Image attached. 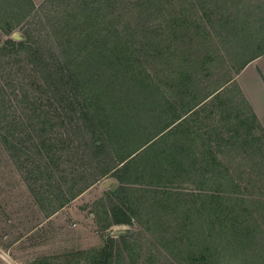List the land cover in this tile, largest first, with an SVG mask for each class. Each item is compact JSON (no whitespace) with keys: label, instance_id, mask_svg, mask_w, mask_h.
<instances>
[{"label":"trees","instance_id":"16d2710c","mask_svg":"<svg viewBox=\"0 0 264 264\" xmlns=\"http://www.w3.org/2000/svg\"><path fill=\"white\" fill-rule=\"evenodd\" d=\"M50 1L0 0V28L8 34L0 43V141L45 215L116 169L119 184L110 194L106 228L138 220L149 231L152 225L167 231L176 214L182 235L154 239L164 258L264 264V141L250 131L253 123L263 126L231 72L214 78L216 62L224 59L211 48L216 31L239 61L236 73L264 53L251 51L247 41L264 36V0H58L69 7L58 16L46 13L47 22L40 10ZM19 26L23 36L15 38L11 33ZM197 36L205 40L204 53ZM184 37L193 40L186 51ZM154 57L162 69L149 67ZM210 104L211 112L216 106L227 112L217 128L230 133L218 143L229 153L246 151L244 157L220 159L199 128L174 152L160 147ZM196 136L204 137L202 145ZM67 139L73 170L89 180L77 187L78 180L66 188L59 184L58 200L50 205L43 184L39 188L32 179L54 173L61 163L51 169L44 158L57 151L61 158ZM24 162L31 165L24 169ZM181 183L184 189L176 185ZM144 208L147 219L141 217ZM119 229L85 264H129L141 244L131 228Z\"/></svg>","mask_w":264,"mask_h":264},{"label":"rangeland","instance_id":"374dc122","mask_svg":"<svg viewBox=\"0 0 264 264\" xmlns=\"http://www.w3.org/2000/svg\"><path fill=\"white\" fill-rule=\"evenodd\" d=\"M41 3H43V1H39L38 5ZM66 4L67 3L64 2V4L60 5L58 0L44 3L40 10L42 20L47 21L46 13H49L50 17L53 15L58 16L63 9L69 7L66 6ZM194 17L200 19L199 17L202 18V13L199 12L197 14V12H194ZM48 26H50V24H48ZM262 28L260 32L261 30L264 32V25ZM212 29L213 28H211V31ZM15 32H18L21 36L20 38H22L23 28L20 26L15 28L11 35L13 36ZM213 34L215 41L214 44L211 45V48L212 46L213 48H217L218 53H221V55H223L222 59H224L221 63L216 62L214 67L216 68V74L214 78L224 77L231 72L235 82L239 83L241 86L240 82L245 81L248 76L247 73H242L243 70L236 73L239 61L235 63L232 60V56L228 52L229 50L226 49L227 46L223 43L221 37L217 35L216 31H214ZM7 37L8 34L0 30V43ZM253 40L254 39L251 38L250 42V39L247 38V41H249L248 44L251 47L253 45L252 48L250 47L251 51L254 52L256 50L255 53L262 51L264 49V36L256 40V42ZM192 41L193 40L184 37V42L181 45L183 46L182 49L186 51L184 45L191 46L193 45ZM196 42L198 52L204 53L206 48V45H204L205 40L197 36ZM250 48L245 50L246 54L249 52ZM182 60H186V57L183 56L180 61ZM150 62H153V64H150ZM150 62L149 67H152L154 71H157L158 68L162 69L163 62L158 63L155 57L154 61L150 60ZM256 92L260 94L259 87H257ZM212 109L213 104H210L198 114L192 115L191 122L185 124L184 128L181 130L173 131L169 134L160 147L163 146L168 152H174L176 151L174 147L175 144L185 146L195 135V130L199 128V132L203 134L207 140L209 138L212 139V144L220 159L224 161L230 159L229 156H231V154L235 156V160L244 157L246 151L237 153V151L234 150L233 153H229L226 149L227 146L224 147L219 144L222 141L221 136H228L230 133L224 126L221 129L224 130L223 133L217 128V126L221 125L220 123H225L224 114L227 112L222 113L217 106L214 108V111L211 112ZM222 117L223 120H221ZM252 123L253 121L250 120L247 126L250 127ZM253 126L254 127L250 129L252 134L260 137V139L264 141V130L258 123H253ZM57 128H59V126H55V129ZM170 128L165 131H168ZM161 134H159V136ZM64 136L67 137L66 133H64ZM204 137L201 138L196 136L198 145L203 144L202 141L205 140ZM61 145L65 146L61 158H58V155L61 154L59 151L56 152L58 155L55 154L53 159L52 156H46L44 158L45 160L51 161V169L55 165V162L61 163L60 166L53 171L54 173H51L52 175H48L53 178L48 179V176L42 178V173L36 175L32 179L33 181L35 180V184L39 188L40 184H43L41 187L47 190L44 191L45 195L49 194V197L52 199L50 205L55 204L58 200L60 194L59 184H62L66 188L71 185L75 186V182L78 180L79 182L75 186L77 187L82 182L89 180V175L83 178V174L73 170L75 168V159L70 152L72 143H69L67 139L65 142H62ZM144 147L138 149L136 154H139ZM204 148L205 147H202V149H200V154L202 152L201 150ZM156 152H158V150H156ZM36 157L38 158L39 156L36 155ZM27 162H24V169L31 165ZM234 164L233 161L230 162L231 166ZM63 168L64 170L59 171ZM115 172L116 169H112L107 174L101 175L97 182L90 185L77 195V197L70 200L64 207L49 215V217L45 215L43 205H41L42 203H38V199H36L37 196L31 191L28 180L21 174L16 163L0 141V264H85L90 259L89 256L96 253L94 249L101 246L105 242L107 236L115 234V231L119 228L126 227L131 228L134 233H137L141 244V246L135 250L134 256L127 259L129 264H206L184 259L182 257L183 254L180 255L182 263H179L170 255H168L167 258L162 256L154 239L155 236L159 235H166L171 238L182 235L183 231H178L182 218L179 217L178 220H174L176 214L170 216L171 223L167 231L155 230L154 228L157 227L155 225H152L154 231H149L145 228L146 222L138 220H135L132 225L113 224L107 228L104 226L108 221L109 213L107 210L111 208L112 205V197L110 196L111 191L119 184ZM109 178H115L117 180L108 185H104ZM47 179L51 181L52 184H49ZM176 185L182 189L186 187L185 183ZM157 188L174 189L173 186H159ZM149 194L153 195L154 192ZM39 195H42V193ZM48 202L49 200H43L45 204H48ZM144 207L146 208V205ZM145 208L143 209L144 211L142 210L141 212V217L147 219L150 213L149 215L144 213L146 212ZM166 216L169 215L167 214L165 217Z\"/></svg>","mask_w":264,"mask_h":264},{"label":"crops","instance_id":"0c3cea01","mask_svg":"<svg viewBox=\"0 0 264 264\" xmlns=\"http://www.w3.org/2000/svg\"><path fill=\"white\" fill-rule=\"evenodd\" d=\"M33 1L38 5L39 1L44 0ZM0 30L6 34L1 28ZM242 73H247L248 76L244 82H240L241 87L264 129V53L251 60ZM257 87H259L260 94L256 92Z\"/></svg>","mask_w":264,"mask_h":264},{"label":"water","instance_id":"95a60500","mask_svg":"<svg viewBox=\"0 0 264 264\" xmlns=\"http://www.w3.org/2000/svg\"><path fill=\"white\" fill-rule=\"evenodd\" d=\"M13 37H15V38H20L21 36L19 35V33L18 32H15L14 33V35H13ZM135 154V153H134ZM133 154V155H134ZM124 163V162H123ZM123 163H121V164H123ZM117 179H115V178H109L108 180H106V182L104 183V185H108L109 183H113V182H115ZM120 231H123V229H118V230H116L115 232H120Z\"/></svg>","mask_w":264,"mask_h":264}]
</instances>
